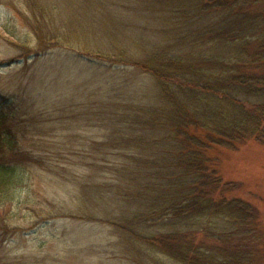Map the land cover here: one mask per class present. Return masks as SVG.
Listing matches in <instances>:
<instances>
[{
    "label": "rangeland",
    "instance_id": "374dc122",
    "mask_svg": "<svg viewBox=\"0 0 264 264\" xmlns=\"http://www.w3.org/2000/svg\"><path fill=\"white\" fill-rule=\"evenodd\" d=\"M135 4L0 0V116H14L17 148L41 164L22 166L0 205V264H136L120 230L131 206L114 196L113 168L135 150L128 139L141 132L132 121L158 105L157 88L134 65L97 56L141 53L147 38ZM255 7L264 16V0ZM209 154L236 187L226 196L257 208L263 235L253 264H264V144ZM150 253L149 264H175Z\"/></svg>",
    "mask_w": 264,
    "mask_h": 264
},
{
    "label": "trees",
    "instance_id": "16d2710c",
    "mask_svg": "<svg viewBox=\"0 0 264 264\" xmlns=\"http://www.w3.org/2000/svg\"><path fill=\"white\" fill-rule=\"evenodd\" d=\"M137 1L131 12L147 39L130 44L141 53L97 54L134 65L157 88L158 105L140 107L132 121L141 132L128 139L135 150L113 168L114 196L131 206L120 230L137 251L133 260L149 264L154 252L175 264H253L263 235L258 210L226 196L236 187L209 151L264 144L259 0ZM13 119L0 116V205L11 199L22 166L41 165L17 148Z\"/></svg>",
    "mask_w": 264,
    "mask_h": 264
}]
</instances>
